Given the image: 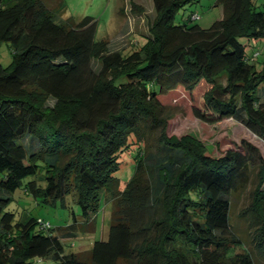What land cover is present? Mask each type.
I'll use <instances>...</instances> for the list:
<instances>
[{
    "label": "trees",
    "instance_id": "obj_1",
    "mask_svg": "<svg viewBox=\"0 0 264 264\" xmlns=\"http://www.w3.org/2000/svg\"><path fill=\"white\" fill-rule=\"evenodd\" d=\"M135 1L130 12L141 13ZM194 1L152 0L148 35L122 54L109 50L110 36L96 39L89 17L55 23L41 0H0V44L12 54L0 64V264H264L259 149L241 140L210 157L195 135L170 134V104L184 99L198 121L233 119L264 142V59L255 63L259 53L239 40L264 39V0H216L221 18L207 29L190 23L194 12L175 24ZM130 134L140 151L121 188L113 173ZM38 172L44 186L25 181ZM249 185L240 215L252 255L230 218ZM20 188L42 205L75 204L79 218L15 220L8 206ZM103 204L112 205L107 238L65 252L61 236L91 233Z\"/></svg>",
    "mask_w": 264,
    "mask_h": 264
},
{
    "label": "rangeland",
    "instance_id": "obj_2",
    "mask_svg": "<svg viewBox=\"0 0 264 264\" xmlns=\"http://www.w3.org/2000/svg\"><path fill=\"white\" fill-rule=\"evenodd\" d=\"M47 9L51 12L52 20L55 23H62L71 19L78 23L84 17L91 18L96 22V39H101L110 36L109 50L117 49L122 54H128L135 47L130 46L131 41L128 39L126 30H121L122 18L128 17L129 26L134 30L148 35L147 27L153 18L154 11L152 0H140V4H136L141 8V13H131L129 0H41ZM15 0H5L6 6H11ZM257 4H261L260 0H256ZM150 8V10H148ZM120 10L124 15L120 14ZM145 12V14H142ZM191 12H194L198 18L196 21L190 22L197 24L202 29H207L213 22L219 20L222 14V8L216 6V0H195L194 2L185 5L181 8L174 18V23H182ZM142 14L135 17L134 15ZM126 19V20H127ZM129 26L127 28H129ZM126 29V28H125ZM240 43L244 45L245 52L248 56L254 52H258L255 63L259 64L264 59V39H239ZM142 44L140 36H136L133 40ZM12 59L11 48L9 43L0 44V64L7 67ZM93 70L97 71L99 66L96 60L91 64ZM166 100L165 102H167ZM45 107H52L54 100L46 98L43 101ZM175 107L176 118L173 122V127L170 134L181 136L184 134H193L200 139L207 148V155L210 157H218L222 154V150L235 146L241 140H246L257 149L264 160V142L258 137L250 133L241 124L233 119H222L214 124H205L195 119L186 100L182 99L170 104ZM157 135L151 138V145L155 146ZM27 140L23 141L26 146V151L30 152L32 149L26 145ZM140 151V145L135 140L134 135L128 136V146L118 153L116 158L117 169L113 176L118 179L120 187L123 188L128 182L134 172V157ZM42 173L38 172L36 176L30 177L25 181L35 180L39 185L44 186V182L38 181ZM252 185H249L245 190L238 192L232 198V205L230 211L231 223L235 234L243 243L244 247L252 252L251 230L247 229V223L244 217L240 215L249 203V191ZM260 190L264 191V182ZM8 210L14 214L15 220L24 221L30 217L41 218L50 223L52 227L63 226L71 222L72 214L79 218V208L75 204H71L70 208L62 209L58 207H51L48 205L39 204L30 196L23 193V189H17L12 195V201L8 206ZM112 210L111 204H103L95 223V228L91 233H77L76 237L68 238L62 237L61 241L64 245L65 252L78 253L89 250L93 241L105 240L107 238L109 218ZM67 238V239H66Z\"/></svg>",
    "mask_w": 264,
    "mask_h": 264
},
{
    "label": "crops",
    "instance_id": "obj_3",
    "mask_svg": "<svg viewBox=\"0 0 264 264\" xmlns=\"http://www.w3.org/2000/svg\"><path fill=\"white\" fill-rule=\"evenodd\" d=\"M139 2H140V0H136L135 1L136 4H140L141 5V3H139ZM152 6H153V4H152ZM148 10H150V8H148ZM142 14H145V12H143ZM142 14H140V15L137 14V15H134V16L137 17V16H141ZM127 18L128 17H126V19ZM126 19H125V22L121 25V30H126L127 34H125V35H128V39L129 40H131V38H132V42H133V40L136 38L137 35L138 36H143L144 35L141 32L134 30V28L132 26H129V23H128L129 20L128 19L126 20ZM128 26H129V28H127ZM114 50H117V49H114Z\"/></svg>",
    "mask_w": 264,
    "mask_h": 264
},
{
    "label": "built area",
    "instance_id": "obj_4",
    "mask_svg": "<svg viewBox=\"0 0 264 264\" xmlns=\"http://www.w3.org/2000/svg\"><path fill=\"white\" fill-rule=\"evenodd\" d=\"M44 225L47 226V223H45Z\"/></svg>",
    "mask_w": 264,
    "mask_h": 264
}]
</instances>
